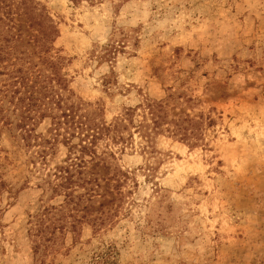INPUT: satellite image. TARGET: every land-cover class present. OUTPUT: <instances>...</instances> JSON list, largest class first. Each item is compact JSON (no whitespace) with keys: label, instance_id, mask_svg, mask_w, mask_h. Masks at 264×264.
Returning <instances> with one entry per match:
<instances>
[{"label":"rangeland","instance_id":"374dc122","mask_svg":"<svg viewBox=\"0 0 264 264\" xmlns=\"http://www.w3.org/2000/svg\"><path fill=\"white\" fill-rule=\"evenodd\" d=\"M38 13L59 30L48 54ZM0 33L33 83L54 73L66 100L123 126L80 205L45 182L77 139L39 158L0 132V264H264V0H0ZM47 210L56 232L36 250Z\"/></svg>","mask_w":264,"mask_h":264},{"label":"trees","instance_id":"16d2710c","mask_svg":"<svg viewBox=\"0 0 264 264\" xmlns=\"http://www.w3.org/2000/svg\"><path fill=\"white\" fill-rule=\"evenodd\" d=\"M12 8L19 11V8L14 5ZM43 18V14L38 13L33 23L39 27V35L34 39L35 42L37 40L39 51L48 54V45L54 44L59 30L49 20L47 29L50 32L43 33L41 29ZM17 39L16 37V39L7 40V37L0 33V76L3 77L0 80V132L8 131L12 138L25 148H42L37 152L39 158L53 153L58 145L68 146L77 139L78 142L73 148L74 157L68 158L65 161L66 164L56 165L54 170L50 169L45 182L49 184L53 194L65 197L67 205L74 200L80 205L81 198L87 196L88 200H91L89 198L95 197L93 193L98 192L94 187L89 186L96 184V187L101 189L97 183L98 179H88L87 174L91 175L90 171L93 169L91 165L98 161L100 155L110 152L106 138L116 143L120 128L123 126L120 123L115 126L99 123L95 113L85 110V103L66 100L59 91L64 88L54 84L56 81L54 73L41 69L37 71L36 79L39 81L33 83L31 70L24 67L30 64L26 62L27 57H20L14 52ZM5 42L12 45L5 46ZM41 62L49 66L56 64L53 56L43 57ZM171 121L175 127L173 132L180 133V125L184 121L173 119ZM188 122L193 127L196 125L191 123L192 121ZM44 125L45 131L39 133V128ZM101 140L105 143V147L101 146ZM35 157L32 154L31 161ZM92 176H95L94 173ZM114 182L113 191L117 197H122L124 189L121 180L117 178ZM96 196L103 197L99 193ZM49 213L51 212L47 210L43 219L35 218L33 222L30 221L33 227L29 233L30 237L35 239L36 250L42 247V244L38 242L52 240L45 237L46 233L50 232L53 236L56 232L55 229L53 230L55 223L51 221Z\"/></svg>","mask_w":264,"mask_h":264}]
</instances>
